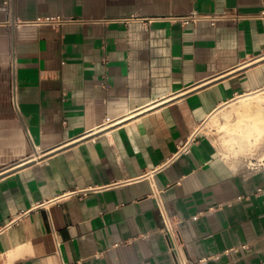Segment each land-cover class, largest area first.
Wrapping results in <instances>:
<instances>
[{
	"label": "crops",
	"instance_id": "crops-1",
	"mask_svg": "<svg viewBox=\"0 0 264 264\" xmlns=\"http://www.w3.org/2000/svg\"><path fill=\"white\" fill-rule=\"evenodd\" d=\"M260 9L0 0V171L13 166L0 177V264H264V159H229L203 128L264 91ZM235 10L248 16L174 19ZM55 14L75 20L35 22Z\"/></svg>",
	"mask_w": 264,
	"mask_h": 264
},
{
	"label": "rangeland",
	"instance_id": "rangeland-1",
	"mask_svg": "<svg viewBox=\"0 0 264 264\" xmlns=\"http://www.w3.org/2000/svg\"><path fill=\"white\" fill-rule=\"evenodd\" d=\"M258 108L264 109V91L232 101L204 124V131L229 159L249 164L258 163L264 159V138L249 145L245 141L244 147L239 143L228 147V141L235 137L237 122ZM262 112L264 114L263 110Z\"/></svg>",
	"mask_w": 264,
	"mask_h": 264
},
{
	"label": "built area",
	"instance_id": "built-area-1",
	"mask_svg": "<svg viewBox=\"0 0 264 264\" xmlns=\"http://www.w3.org/2000/svg\"><path fill=\"white\" fill-rule=\"evenodd\" d=\"M5 4H9V1H6ZM246 16L248 15L240 13L239 11L235 10L233 12H218V13H212V14H201L197 12H192L187 15L174 17V19H178L183 24L195 23L200 20H208L211 23L215 24L217 21H220L223 19H232V20L238 21V20L243 19ZM255 16L257 18L264 19V0H261V9L258 13H256ZM74 20L75 19L72 17H66L61 14H55V15H44V16L38 17L35 20V22L37 24L48 25L54 28H60L62 25L67 24ZM187 145L188 144L183 145L182 147H179L176 154L178 155L179 153L187 150L188 149ZM91 190L93 189L88 188V189H81V190H77L73 192L85 195L87 192ZM158 207L164 219V224H165L164 231L168 235L169 233H172V231L174 230V225L172 223V220L169 214L166 212V209L163 206H161L160 203L158 204ZM179 264H187V262L180 261Z\"/></svg>",
	"mask_w": 264,
	"mask_h": 264
},
{
	"label": "bare ground",
	"instance_id": "bare-ground-1",
	"mask_svg": "<svg viewBox=\"0 0 264 264\" xmlns=\"http://www.w3.org/2000/svg\"><path fill=\"white\" fill-rule=\"evenodd\" d=\"M236 127L235 137L231 138L230 143L241 141L245 144L246 141L248 145L252 144L264 135V114L261 111H250V114H246Z\"/></svg>",
	"mask_w": 264,
	"mask_h": 264
},
{
	"label": "water",
	"instance_id": "water-1",
	"mask_svg": "<svg viewBox=\"0 0 264 264\" xmlns=\"http://www.w3.org/2000/svg\"><path fill=\"white\" fill-rule=\"evenodd\" d=\"M38 156H39V155H38ZM32 160H33V157L28 158V159L22 161L21 163H18L17 165H14V166H18V167H14V168H21V167L25 166L26 164H28L29 162H32ZM10 168H13V166L10 167ZM10 168L5 169V170H3V171H0V177L4 176V175L6 174L5 172H8V171H6V170H10Z\"/></svg>",
	"mask_w": 264,
	"mask_h": 264
}]
</instances>
